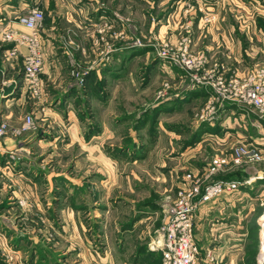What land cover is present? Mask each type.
Listing matches in <instances>:
<instances>
[{
    "label": "rangeland",
    "instance_id": "obj_1",
    "mask_svg": "<svg viewBox=\"0 0 264 264\" xmlns=\"http://www.w3.org/2000/svg\"><path fill=\"white\" fill-rule=\"evenodd\" d=\"M28 2L20 12L34 5L44 12L48 55L41 94L33 97L23 86V55L6 56L3 31L10 28L0 27V119L8 123L0 137V264L97 259L92 213L127 212L132 221L140 206L169 205L181 175L216 154L229 163L215 177L237 171L247 181L215 200L238 194L228 212L203 214L213 223L236 219L229 221L239 229L236 246L218 251L212 242L220 241V226L208 224L214 258L199 249L200 264H264V154L231 162L240 144L264 147V118L211 86L217 71L241 78L264 67L261 0ZM210 28L212 54L205 50ZM26 114L33 125L14 133ZM77 211L80 229L71 215ZM78 239L80 246L71 245Z\"/></svg>",
    "mask_w": 264,
    "mask_h": 264
},
{
    "label": "built area",
    "instance_id": "obj_2",
    "mask_svg": "<svg viewBox=\"0 0 264 264\" xmlns=\"http://www.w3.org/2000/svg\"><path fill=\"white\" fill-rule=\"evenodd\" d=\"M18 24L25 30L13 28L3 31V40L10 44L6 56L11 58L19 53L23 55V84L33 97L42 91L40 73L44 58L41 50L40 30L43 27L44 12L37 6H31L16 15ZM21 46L25 51L21 52ZM194 63V59L190 60ZM211 86L218 95L228 101L248 104L254 108L258 117L264 118V67L250 68L243 77L225 78L217 71L213 75ZM2 84V83H1ZM0 84V94L3 86ZM2 94L0 95L1 100ZM33 125L30 114L22 117L21 123L13 128L14 133L26 131ZM8 129V123L0 119V137ZM264 147L256 144H240L231 156L234 165L243 161L262 159ZM229 163L223 155H213L202 170L185 171L176 188V195L171 204L164 209L163 219L159 227L162 236L160 245L161 264H200L201 260H213L212 251L207 249L204 259L199 255V246L194 234L195 211L199 205L215 201L221 195L232 193L247 180L215 178L220 170ZM260 225L264 227V211Z\"/></svg>",
    "mask_w": 264,
    "mask_h": 264
},
{
    "label": "crops",
    "instance_id": "obj_3",
    "mask_svg": "<svg viewBox=\"0 0 264 264\" xmlns=\"http://www.w3.org/2000/svg\"><path fill=\"white\" fill-rule=\"evenodd\" d=\"M28 3H29L28 0H0V27L13 28L19 31L25 30L23 26L17 23L15 17L20 12V10L24 8V6H26ZM261 5L264 9V0H261ZM53 9H57V10L60 9L57 1H55V5L53 6ZM194 25L196 27L195 35L198 36L197 34H199L201 31L199 29L200 22H198L197 20L195 21ZM208 32H210L211 37L209 41L205 43L206 44L205 50L208 53L212 54L217 51L212 49L214 47L213 45L214 42L217 40V35H214L213 28L208 29ZM220 34L224 36L223 31H221ZM196 38L200 39V36ZM41 44H42L41 50L43 53V58H46L48 55V47H47L48 45L44 41L43 43L41 41ZM20 50L21 52H24L25 47L21 46ZM23 86L25 85L23 84ZM9 90L6 91L8 92ZM13 96L14 95H11V97ZM235 108L236 106L233 105L232 109ZM259 123H261V121H259ZM199 166L203 167L202 163ZM193 167H197V166L195 165ZM201 167L196 169L193 168V170H199L201 169ZM244 183L242 185H244ZM98 197L99 196L96 197L94 196L92 198L94 204L98 203V201L101 200L100 198L99 200ZM236 197L239 199L238 194H235L233 197L232 196L226 197L224 201L223 200L212 201L204 205H199L198 208L196 209L195 217H194V234H195L196 242L201 251L204 250L203 252H205V250L208 249V246L211 244L210 241L211 239H209L208 224L212 225L214 228L220 226L219 228L221 231L220 232L221 239L220 241L216 240L212 242L215 245V247H217L218 251L229 252L230 250L234 249V247L236 246L238 242L237 237L239 235L238 232L239 229L238 227L234 226V223L229 222V221H234L236 219L232 220L230 218L231 220L227 221L228 218L227 217L226 219H224V221L221 220L219 222L218 220L214 219L213 221L215 223H213L210 222V220L205 219L203 215L209 213L207 212V209H210V211L214 210L213 207L215 208V210L218 209V210H224V212H228L230 204L231 205L234 204V202L236 201ZM136 200L137 198L133 199V202L128 205L129 206L128 210H132L136 207L135 206ZM217 206L219 207L217 208ZM115 207L117 208L118 206L116 205ZM167 207L168 204L164 205L163 203H159L157 201H154L153 203L147 204L142 207L140 206L139 210H132L133 212L132 214L139 213V215H137V217L132 219V221L130 220V216H127L128 215L127 212L119 213L118 211H116L114 213H110L109 215L106 213L104 215V213L102 212L103 215H100V217H98L96 213H92L90 218L92 222L90 223L93 226L94 234L100 235V242H99L100 244L98 245H96V243L94 244L95 248H97L94 251L97 254L100 253L101 256H99L97 259L93 258V260H89L82 257L77 264H89L90 262L96 264H153L152 262L155 260V258L159 260V262L157 261L158 264H161L160 245L162 242V236L159 231V225L163 219L164 209ZM233 211L235 210L233 209ZM236 212L239 213V209H237ZM99 213L102 214L101 212ZM78 214L79 213L77 211V213L71 215L72 218H74V221L76 220L78 229H80V227L81 228L83 227V224L80 221ZM229 231L232 232L229 233L230 237L227 236L226 240L222 239L223 236L224 237L226 236L224 233L228 234ZM240 232L242 233V231ZM83 237L85 238L86 236L84 235ZM83 241L84 239L82 240V242ZM69 243L71 244L70 241ZM73 244H77L78 246H80V240L79 239L78 241L75 240L74 243H72L71 245ZM69 248L70 247L68 246V249ZM99 250L101 252H99ZM203 254L204 253H202L201 256Z\"/></svg>",
    "mask_w": 264,
    "mask_h": 264
},
{
    "label": "trees",
    "instance_id": "obj_4",
    "mask_svg": "<svg viewBox=\"0 0 264 264\" xmlns=\"http://www.w3.org/2000/svg\"><path fill=\"white\" fill-rule=\"evenodd\" d=\"M240 174V173H239ZM238 172H230L226 175H219V176H216L215 178H221V179H236V180H240V181H243L244 179L239 176Z\"/></svg>",
    "mask_w": 264,
    "mask_h": 264
},
{
    "label": "bare ground",
    "instance_id": "obj_5",
    "mask_svg": "<svg viewBox=\"0 0 264 264\" xmlns=\"http://www.w3.org/2000/svg\"><path fill=\"white\" fill-rule=\"evenodd\" d=\"M261 243H262V246L264 247V230L261 232Z\"/></svg>",
    "mask_w": 264,
    "mask_h": 264
}]
</instances>
